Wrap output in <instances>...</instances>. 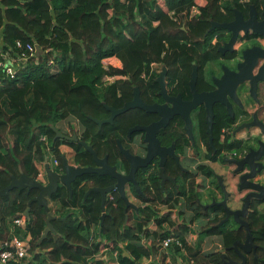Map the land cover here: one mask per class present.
Wrapping results in <instances>:
<instances>
[{"label": "trees", "instance_id": "16d2710c", "mask_svg": "<svg viewBox=\"0 0 264 264\" xmlns=\"http://www.w3.org/2000/svg\"><path fill=\"white\" fill-rule=\"evenodd\" d=\"M264 9V0H0V42L3 49L20 54L16 42L37 46L42 54L29 58L26 65L16 68L14 77L2 74L0 84V190L20 177L21 170L37 178V157L52 153L62 162L60 147L67 145L75 152V163L80 167L95 165L93 156L79 143L56 140L52 126L64 122L78 123L77 134L99 157L108 156L112 166L123 165L126 174L130 164L121 153L118 140L124 146L131 128L147 126L159 120L157 114L135 108L118 116L113 124L99 127L92 119L105 120L111 113L105 105L121 109L134 98L139 88L141 98L149 105L160 99L158 78L166 68L167 85L173 95L191 97L190 81L194 66H198V87L207 88L205 68L207 63L219 58V45L211 42L223 30L208 33L212 22L227 23L235 19L236 10L248 15L251 6ZM198 13L194 14L193 10ZM117 61L115 64L108 62ZM205 112L200 115L199 136L209 145ZM220 115V114H218ZM219 116L213 129L215 151L209 148L213 162H223L224 152L242 149L238 141L230 143V136L222 141V130L233 124ZM202 118V120H201ZM139 135L135 133L133 136ZM45 138L46 140H43ZM168 138H162L164 144ZM174 141L186 146L185 135L175 134ZM166 173L177 180L162 190L159 178L146 183L142 174L138 181L144 196L132 185L134 195L145 206L139 207V222L134 225L126 203L120 194L109 197L105 211L102 196L92 193L84 197L92 185L109 187L115 181L109 176L84 175L73 184V194L60 187L52 201L60 208L58 218L52 222L55 232L40 242L47 228V213L38 203L30 207L29 231L33 237L29 257L25 264H105L100 257L102 247L121 251L127 245L131 258L120 255V264H137L160 249L159 243L151 248L141 245L143 238L153 236L160 242L175 239L170 250L188 254V264H225L221 253H203L199 246L188 245L185 235L192 225L185 223L180 211L181 225L173 215L160 216L151 204L176 207L184 198V208L194 217L208 218L201 228L200 240L222 236L224 249L236 241L244 242L246 230L234 221L217 227L226 217L222 207L204 209L199 200L203 185L196 183L199 174L211 180L220 191L217 173L200 165L193 176L184 173L174 160L169 159ZM192 178V179H190ZM194 178V179H193ZM190 179V183L186 180ZM183 181V183H182ZM87 184L82 186V183ZM222 192V191H221ZM212 194V192H211ZM39 195V190H13L0 203V248L10 237V226L19 214H25L29 202ZM217 196H212V198ZM211 202V201H210ZM174 203V204H173ZM173 204V205H172ZM264 200H253L247 221L257 245V264H264ZM105 214L103 226L102 216ZM153 227L149 228V224ZM101 228V233L99 230ZM153 228L162 231H154ZM168 248V249H169ZM229 257L241 261L233 250ZM254 264V254H247V263Z\"/></svg>", "mask_w": 264, "mask_h": 264}, {"label": "water", "instance_id": "95a60500", "mask_svg": "<svg viewBox=\"0 0 264 264\" xmlns=\"http://www.w3.org/2000/svg\"><path fill=\"white\" fill-rule=\"evenodd\" d=\"M264 16V12L262 14ZM224 29L231 33L230 41L220 49V52L223 54V51H233V46L238 39V36L241 32L248 34L252 32L258 36L264 38V20H258V11L255 6H251L250 17L248 21H245L244 16L241 11H236L235 20L232 23H218L212 22L211 28L208 33H211L215 30ZM236 71L227 69L224 66V73L221 78H214L215 90L212 92L200 93L197 90V81H198V66H194L192 72V78L190 81V90L192 95L191 101H186L182 94H179L175 97L169 95L167 88L166 77L168 71L166 68L163 69L160 77L158 78V83L160 86V96L165 101L164 104H153L149 105L143 101L141 98L139 88H136L134 91V98L132 101L125 104L121 109H116L105 105L106 109L111 113L110 118L105 120H98L93 118L92 120L101 128L106 124H113L115 119L128 112L131 109L139 108L148 113L157 114L160 117V120L152 123L149 126H135L131 128L128 132V138L132 137L133 134L137 132L144 133V144H146V156H136L131 153L130 150L125 149L122 141L118 140V146L130 164V170L127 174H122L119 172L118 166H112L109 163L108 156L101 158L98 153L89 146L86 142L80 141L77 134L73 136H68L62 133L58 128L52 126V130L55 133L54 141L56 140H65L68 142L79 143L82 147L85 148L94 158L95 166L92 167H75L69 164L65 157L62 158V173L60 171L54 170L49 163V158H46V174L48 179V185H44L41 182L35 180L32 177L27 176L21 170L20 177H12V182L6 188L0 190V203L1 198L9 196L10 193L15 190H27L28 193L32 190H39V195L33 198L29 202V208L25 212V215L30 219V207L33 203H38L42 206L47 213V228L44 231V235L41 238L40 242L44 241L51 232H55V228L52 224L54 220L58 217L53 216L49 206V200L58 192L60 185H64L70 192V195L73 194V184L77 179L81 178L84 175H98V176H109L115 183L107 188H92L88 190L84 197V202L88 199L91 193H98L102 196V210L105 211V206L108 201V197L113 192H118L121 198L126 203V222L128 221V210L129 208L137 207L129 201L127 196L126 188L128 184L133 185L136 188V192L142 195L141 187L137 180V175L140 169L147 167V165L153 161L155 158H160V172L159 178L162 185L166 183L167 180H170L165 172V165L167 156L170 155L177 161L180 165V158L174 152L173 145L171 148H166L162 146L161 140L159 138V133L162 129H165L175 116H180L185 122V132L192 142L195 144V138L193 133V122L191 114L199 106L204 105L207 113V133L209 135V142L211 147L214 148V135L213 127L215 120L214 105L216 103H221L227 106L231 115H233V105L236 102H240L238 95V88L244 83H249L250 93L252 98L258 101V84L259 82L264 81V47L263 46H254L248 47L244 50L242 54V61L239 62L236 66ZM249 127H258L264 135V124L261 122H256L250 124ZM248 127V128H249ZM264 158V141L258 142V148L256 150H251L245 158L241 160L237 159H226L225 161L235 169L233 170L235 174L239 175V191L248 192L242 200V206L239 209H232L228 206V200L230 193L227 191L226 186L223 183V177L217 176L219 186L224 193V200L218 202L215 199L211 204L203 206L204 209H209L214 206L222 207L226 213L225 219H223L217 227L222 226L223 224L229 222L233 219L240 228L246 230V239L244 242L236 241L232 247L228 249L221 250V258L225 264H246L247 263V254H254V264H257L258 255H257V245L255 244L254 236L251 230V227L247 221L249 215V209L253 200H264V185L261 183H256L255 178L258 174L264 171V164L262 159ZM185 171V170H183ZM175 179H172V181ZM105 220V214L102 216L101 227L103 226ZM101 233V228L99 230ZM233 250L240 257L241 261H237L229 257L226 251Z\"/></svg>", "mask_w": 264, "mask_h": 264}, {"label": "flooded vegetation", "instance_id": "af4514ba", "mask_svg": "<svg viewBox=\"0 0 264 264\" xmlns=\"http://www.w3.org/2000/svg\"><path fill=\"white\" fill-rule=\"evenodd\" d=\"M252 6H254V5H252ZM250 10H251V8H250ZM236 11H238V10H236ZM257 11H258V20L263 21L264 16L262 14L264 12V9H260V10L257 9ZM243 16H244L245 21H248L249 17H250V11H249V14L247 16L244 14H243ZM232 22H227V23H232ZM219 30H223V32L216 35L211 42L212 45H217V44L219 45V47H218L219 58L217 60H213V61H210L207 63V66L205 68L206 81L208 82L207 88H203L202 86H200V88H199L198 87V81H197V90L200 93H204V92L207 93V92H212L215 90L214 78L215 77H217V78L222 77V75L224 73V69H223L224 66L227 67V69L229 68L232 71H236V68H237L236 66L239 62L242 61V54H243L245 49H247L248 47L252 48L254 46H263L264 47V38L263 37L258 36L252 32H249L248 34H244L243 32H241L238 36V39L236 40V42L233 46V51H226V52L223 51V54H222L220 52V49H222L230 41L231 33L227 30H224V29H219ZM167 77H166V82H167ZM198 78H199V72H198ZM167 88H168V85H167ZM168 91H169L170 96H173V97L177 96V95H173L171 93L172 89L170 87L168 88ZM190 92H191V90H190ZM238 95L240 98V102L234 103L233 115L230 114L227 106H225L221 103H216L214 105V112H215L214 124H215L216 119L219 118V116H221L223 118H227V120H231L233 122L231 127L224 128V129L229 130V133L225 136L222 135V141L227 136H230L229 142L233 143L236 140L240 143L239 145L242 148L239 150L224 152V156H225L224 160H226V159L241 160V159L245 158V156L247 154H249V152L251 150H256L258 148V142L264 141V135L262 134V131L260 130V128L249 127L250 124L256 123V122L257 123L261 122L262 124H264V81L259 82V84H258V91H257L258 101H256L254 98H252L251 93H250L249 83H244L243 85L239 86ZM192 98H193L192 95H191V97H186V98L184 97V99L186 101H191ZM164 103H165V101L160 96L159 101L156 102L155 104H164ZM203 112H205V114H206L205 120H207V113H206V109H205L204 105L199 106L191 114V118H192V122H193V133H194V138H195V144L194 145L192 144V142L190 141V139L188 138V136L185 132V122L180 116H175L171 120L170 124L165 129H162L160 131V133L158 135L160 140L162 138L166 137V138H168V139H166V142H171L170 144H164L161 140L162 146H165L166 148H171L173 145H175L174 152L180 158V165H179L177 163V161L175 159H173V157L168 155L167 160H166V164L169 161V159L174 160V162L177 164V166L181 169L182 172L189 173L192 176L195 174L194 169H192V164L194 165V163L196 165V166H194L196 169L200 165L209 166L210 163L219 164V165H221L222 169H223V166L226 167L229 178H228V176H227V178L223 177L224 178L223 183L226 186L227 191L231 194L229 197V200H228V206L230 208L234 209L231 206H232V202L235 201L236 194H242V196L240 198V201H242L243 197L248 192H240L239 191V178H240V176L233 173L234 172L233 170L235 169L234 167H231L227 162H225V163L220 162V161L219 162H213V161H211V159L206 158L207 155L208 156L210 155V157L212 156L209 148H212L214 150L215 145H214V148L211 147L210 142H209V145H207L205 142H203V140L199 136V131H198L199 125H200L199 121H200V115ZM218 114H220V115H218ZM159 120H160V117H159ZM159 120H157V121H159ZM201 120H202V118H201ZM137 126H141V125H137ZM147 126H149V125H147ZM213 129H214V127H213ZM207 130H208V127H207ZM223 130H222V133H223ZM62 133L66 134L68 136H73L74 131H72V132L67 131L66 132V131L62 130ZM137 133H139V135L133 136L134 135L133 134L132 137L128 138L127 141L125 142L126 146H124V145L123 146L125 149L130 150L133 155L145 157L146 156V154H144L145 153V148H144L145 144L143 142L144 141V133L143 132H137ZM177 133L179 135H182V134L185 135L187 137V139L189 140V144H187L185 147L184 146L181 147L180 145L178 146L177 142L174 141L175 134H177ZM201 147H203L205 149V152H203L201 150ZM231 154H236V156H231ZM262 162L264 164V158L262 159ZM165 167H166V165H165ZM55 169L57 171L61 172L63 170L62 169V162L59 163V165L57 167H55ZM183 170H185V171H183ZM159 172H160V158L157 157L153 161H151L147 165V167L140 169L138 174H142V177H143L142 181H145L146 183L150 184V183H152V181H151L152 179L159 178ZM165 172H166V170H165ZM262 174H264V171H262L260 174H258L256 176L255 180L257 179L258 176H260ZM166 175L168 176V178L170 180H167L166 183L164 184V186L162 185L161 180L159 178L160 186L162 187V190H164V191H165V188L167 186H169L170 183L177 184V180L175 178L169 176L167 173H166ZM172 179H175V181L174 180L172 181ZM190 179H192V178H190ZM190 179L186 180V182L190 183V181H191ZM226 179L238 181L237 187H236L237 188L236 194H234L233 192L230 191V187H231L230 185L231 184L228 181H226ZM137 180H138V175H137ZM77 181H78V179H77ZM182 183H183V181H182ZM86 184L87 183L84 182L82 186H84ZM139 185H140V183H139ZM96 187L97 188H107V187H99L96 185H92L89 188V190L92 188H96ZM130 187H132V185L128 184L127 188H130ZM204 187H205V185H203V188ZM135 191H136V188H135ZM221 191L222 190H220V191L217 190L218 196L215 195V196H217V199L213 197L212 200L210 199L211 202H208V204L212 203V201L214 199L218 202H222L224 200V193ZM130 192H131V194L134 195L132 190ZM110 196H111V194L109 195V197ZM140 196H144L143 192H142V195H140ZM109 197H108V199H109ZM239 208H241V207H239ZM129 211L131 212V208H129L128 212ZM231 220H233V219H231Z\"/></svg>", "mask_w": 264, "mask_h": 264}, {"label": "crops", "instance_id": "0c3cea01", "mask_svg": "<svg viewBox=\"0 0 264 264\" xmlns=\"http://www.w3.org/2000/svg\"><path fill=\"white\" fill-rule=\"evenodd\" d=\"M2 41L3 40H2V36H1L0 48L2 50H4L3 47L5 48V45H3ZM7 52L11 55L10 50ZM41 54H42V51L36 46L35 56L39 57ZM10 57L13 59V61H16V58H13L14 57L13 55H11ZM64 123H62V124H64ZM63 131L67 132V129H64ZM144 148H145L144 154H146V144H145ZM201 150L203 152H205V149L203 147H201ZM60 152L62 154V158L65 157L70 165L75 166V167H80V166L76 165V163H75V152L71 147H69L67 145H62L60 147ZM46 158H49V163L51 164V167L54 170H56L55 167H57V166L54 165V160L55 159L57 160V158L54 157V155L52 153H49L48 157H46V156L45 157H40V156L37 157V159L35 161V167L38 171V174L40 171H44V170L46 171V164H47ZM206 158L210 159V155L209 156L207 155ZM58 161H59V163H61L60 160H58ZM194 166H196L195 163H194V165L192 164V169H194L195 173H197L198 171ZM209 166L217 173V175L227 178L228 172L226 170V167L223 166V169H221L222 167L220 168L219 164H212V163H210ZM118 168H119V172H121L122 174L126 173L125 170H123V165H121V164L118 165ZM62 171H61V173H62ZM38 174H37V177H38ZM228 178H229V176H228ZM35 180H37V178H35ZM226 181L229 182V181H233V180L226 179ZM255 182L261 183L262 185H264V174L258 176L257 179L255 180ZM48 183H49L48 179L45 178V181L42 184L48 185ZM196 183L201 184V185H205V187L201 190L202 197L199 200L200 204L202 206H207V205L211 204V203L208 204V202H210L211 197L214 195L218 196L217 190H216L215 186L212 185L211 180L208 179L207 177H205L204 175L199 174L196 177ZM82 185H83V183H82ZM210 185H211V187H210ZM60 187H66V186L61 185ZM126 192H127V196L129 197L130 202L132 204L135 203L134 205L137 207V209L131 208V212H130L132 215V220L129 224L134 225L135 223L140 221L138 218V215H137L139 207H142L145 205H143L141 203V201H139L133 194H131V192L129 194V188H126ZM211 192H212V194H211ZM135 200H137L138 202H134ZM137 203H139V206ZM185 203L186 202H185L184 198H179V203L176 207L162 206L159 204H151V206L158 210L160 216H167L171 213L174 216L173 219H175L174 222L176 223V226L181 225V218L179 217V213H180V211H184L185 223H187V225H189V226L192 225V231L185 235V239H186V242L188 243V245H190L192 247L199 246V248L201 249V251L203 253H219L221 250H224V240H223L222 236H210V237H205L204 239L200 240L199 236H200L201 228L207 225L209 219L208 218H206V219L198 218V219H195L193 221V224H190L189 220L194 217V214L192 211H188L186 208H184ZM49 206H50V210H51L52 215L56 216L55 213L59 210L60 205L53 202L52 198H51L49 200ZM260 208L262 210H264V205H262ZM237 209H239V208H237ZM56 217H58V216H56ZM128 222H129V218H128ZM128 222H127V224H128ZM152 225H153V223L149 224L150 229H151V227H153ZM11 227H12V223L10 226V230H11ZM153 230L158 231V232L162 231L160 228L159 229L153 228ZM16 231H17L18 235L22 234V231L20 229H17ZM43 235H44V233H43ZM43 235H42V237H43ZM32 241H33V237H32ZM140 242H141V245H143L146 248H151L153 243H157V244L159 243V245L161 244L160 240L159 239L155 240L153 236L148 237V238H143ZM127 246H128V244L124 245L121 248V251H117L116 253H114L113 250L111 251L109 248H107L108 250H103L102 252L100 250L102 255H100L99 258H96V260H101L105 264H120V260H119L120 255L123 254L124 256L131 258L129 252L127 251ZM188 259H189L188 254H186L185 251L177 254V253H175L174 250H170V248L167 250H162L160 247V249L157 251V253L150 256L148 259L143 258L142 260H140L138 262L136 261V263L137 264H188V262H189Z\"/></svg>", "mask_w": 264, "mask_h": 264}, {"label": "built area", "instance_id": "2783aa9c", "mask_svg": "<svg viewBox=\"0 0 264 264\" xmlns=\"http://www.w3.org/2000/svg\"><path fill=\"white\" fill-rule=\"evenodd\" d=\"M194 14L198 13L197 9L193 10ZM16 48L21 50L20 54H12L16 58V61L10 57L11 55L0 48V84L2 74L8 77H14L16 74V68L22 65H26L27 61L36 52V46L27 44L26 46L21 42H16ZM229 130H223V136L227 135ZM43 140H46L43 138ZM236 156V154H231ZM54 165L58 166V159L54 160ZM47 178L46 171H40L37 177V181L43 183ZM30 219L25 214L17 215L12 221L10 237L5 240L0 248V264H25L31 250L32 235L28 229ZM17 229L22 231L21 235L17 234ZM175 239L167 238L161 241L160 247L162 250H167L174 243ZM103 250H108L102 247ZM100 252V255H102ZM117 251H114L116 253Z\"/></svg>", "mask_w": 264, "mask_h": 264}, {"label": "rangeland", "instance_id": "374dc122", "mask_svg": "<svg viewBox=\"0 0 264 264\" xmlns=\"http://www.w3.org/2000/svg\"><path fill=\"white\" fill-rule=\"evenodd\" d=\"M107 64H115L116 66H119L120 63L117 62V61H114V62H108ZM73 124V125H72ZM70 126V127H69ZM59 128H62L63 130L64 129H67V131L69 132H72V128H75L77 129L78 127V123L76 121H73L72 123H69V122H65L64 124H62L61 126L58 125ZM220 168H221V165H219ZM222 169V168H221ZM237 182L236 180H233V181H229V183L231 184L230 186V191L233 192L234 194H236V190H237ZM214 186V185H213ZM211 187V185H210ZM132 190V187L129 188V193L130 191ZM133 192V191H132ZM134 193V192H133ZM204 194V193H203ZM242 194H236V198H235V201L232 202V206L234 209H237L239 207H241L242 205V201H240V198H241ZM134 202H138L137 200H135ZM138 206H139V203H137ZM177 214V213H176Z\"/></svg>", "mask_w": 264, "mask_h": 264}]
</instances>
